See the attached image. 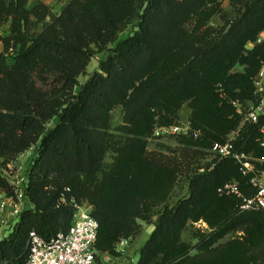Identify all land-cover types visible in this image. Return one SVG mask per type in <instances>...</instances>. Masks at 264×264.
I'll use <instances>...</instances> for the list:
<instances>
[{"label":"trees","instance_id":"trees-1","mask_svg":"<svg viewBox=\"0 0 264 264\" xmlns=\"http://www.w3.org/2000/svg\"><path fill=\"white\" fill-rule=\"evenodd\" d=\"M31 1L0 0V29L9 24L7 35L0 30V166L37 148L28 168L30 207L0 241V264L27 263L32 230L44 238L67 232L72 197L94 206L96 248L103 252L114 251L118 240L136 233V219L149 221L153 208L165 204L138 264H184L188 248L180 237L189 220L215 228L204 245L243 225L264 236V210L241 212L239 198L218 191L236 178L244 193L253 192L233 158L215 161L211 170L206 164L191 179L189 196L170 207L184 163L148 150L155 127L176 120L186 104L198 137H184L188 146L224 143L241 125L234 102L253 98L264 63V40L258 41L264 0H232L229 10L219 0H70L58 16ZM99 51L107 58L81 83ZM237 65L243 68L232 72ZM120 106L123 120L115 125ZM263 126L264 115L245 121L235 149L262 156ZM0 187L14 194L1 171ZM214 264L241 263L237 256Z\"/></svg>","mask_w":264,"mask_h":264},{"label":"rangeland","instance_id":"rangeland-1","mask_svg":"<svg viewBox=\"0 0 264 264\" xmlns=\"http://www.w3.org/2000/svg\"><path fill=\"white\" fill-rule=\"evenodd\" d=\"M69 1L70 0H57V2L48 6L51 7L53 14L58 16ZM219 1L221 2L223 9L229 10L231 8L232 0ZM32 5L33 3L30 4V6ZM213 23L221 24L222 21L220 18L216 17L213 20ZM0 30L6 32L7 29L3 26ZM41 30L42 25H39L38 31ZM127 35L128 31L123 32L121 38H124ZM262 40H264V31L260 34L258 41ZM254 45L255 42H248L247 48H253ZM107 56V51L97 52L87 67V75L80 76V82L84 83L89 75L99 68L100 61L106 59ZM8 62L10 64L14 62V58L11 54L8 55ZM263 67L264 63H262L260 70ZM242 68L243 66L237 65L232 72H236ZM257 97H259V94L254 90L252 99H247L245 102H234L237 113L241 114L243 119L241 125L235 131L231 132L228 135V138H230L233 133L239 132L241 126L245 122V112L252 105L256 104ZM261 100L264 102V93ZM113 115L115 125L121 124L123 120L122 107L115 108ZM191 115L192 108L186 104L180 111L176 120H173V122L169 124L157 125L152 135L148 138V150L150 152L156 154L160 158L166 160L169 159V162L178 163L180 165L184 163V166L178 172V178L170 192L171 195L166 202V205L168 204L170 207H173L189 196L191 179L196 176L197 172L203 171L202 168H205L207 166L206 164H211L210 167L212 165L215 166L216 163L214 162L220 160L211 152L210 147L207 148L201 145L188 146L186 142L184 143L181 141L184 137L198 138L196 135L193 136V133L191 132ZM54 122H52L51 125H53ZM176 127H179V130L176 131ZM185 156H187V158H185ZM257 157L260 161H256L257 163L255 166L259 170L264 171V164H261L264 154H262V156L258 155ZM29 165L30 159L28 160L27 157L22 159L21 157L20 159L10 162L6 166H0V171L9 182L21 184L22 186L23 184L25 185V180L28 178ZM230 181L239 182L236 178H232ZM29 203L30 202H23L21 205V212L30 206ZM82 204H86L93 211L94 206L88 201H83ZM164 210L165 204H159L153 208V215L149 221L141 218L136 219V233L129 238L123 237L118 240L114 251L103 252L97 249L99 262L101 264H138L143 247L147 244L157 227L160 211ZM236 212L239 213L238 210L234 211V213ZM18 220V218H15L14 221L5 225L4 229L0 227V241L8 237ZM214 229L215 228L205 219L188 221L186 227L182 230L180 237V243L185 244L188 248V254L185 258L184 264H214L218 258L221 260H233L237 256L239 257V263L241 264H264V236L262 233L255 232L251 225H243L242 227L219 237L217 240L211 242L210 245H204V237L215 231ZM124 241L125 243H123ZM180 260V258H176L175 262H179Z\"/></svg>","mask_w":264,"mask_h":264},{"label":"built area","instance_id":"built-area-1","mask_svg":"<svg viewBox=\"0 0 264 264\" xmlns=\"http://www.w3.org/2000/svg\"><path fill=\"white\" fill-rule=\"evenodd\" d=\"M10 51H13L11 49ZM256 93L262 97L264 93V67L255 78ZM264 115V102L252 105L245 112V121L258 122ZM176 131L179 127L175 128ZM260 145L264 149V126L261 127ZM238 132L233 133L230 138L224 142H216L211 146V152L218 159L233 158L239 165L242 173L249 177V185L253 189L251 194L243 192L239 182L227 181L218 188L221 195H233L239 198V210L256 211L264 210V171L259 170L255 164L260 161L253 154L240 152L234 147V140ZM36 146H33L34 148ZM31 149V148H30ZM29 149V150H30ZM257 161V162H256ZM264 164V158L261 160ZM212 165L209 169H213ZM204 171L205 168H202ZM25 185L9 182L14 190L10 195L0 187V225L5 226L15 218L19 219L21 205L23 202H29L26 195ZM20 185V186H19ZM66 202V198H62ZM75 210L71 225L67 232H60L50 238H44L35 230L29 233L27 248L28 260L26 264H101L98 260L96 243L99 233V222L92 215V210L86 204L76 201L75 198L69 200ZM125 243V241L123 242Z\"/></svg>","mask_w":264,"mask_h":264},{"label":"crops","instance_id":"crops-1","mask_svg":"<svg viewBox=\"0 0 264 264\" xmlns=\"http://www.w3.org/2000/svg\"><path fill=\"white\" fill-rule=\"evenodd\" d=\"M39 1H41V2H43V3H45V4H47V5H50V4H52V3L57 2V0H32V1L30 2V4L33 3V5H34L35 3L39 2ZM4 27H5L7 30H6V32H5V31H4V32L1 31V33H2L3 35H7V34L9 33V32H8L9 24H6ZM3 49H4V44H3L2 41H0V53L3 51ZM36 152H37V148H36V147L31 148L30 150H28V151H26L25 153L21 154V155L19 156L18 159H20L21 157H22V159L27 157L28 160L30 159V163H31V161H32L33 157L35 156ZM29 204H30V203H29ZM29 207H30V206H29ZM0 227L4 229V226H0Z\"/></svg>","mask_w":264,"mask_h":264}]
</instances>
